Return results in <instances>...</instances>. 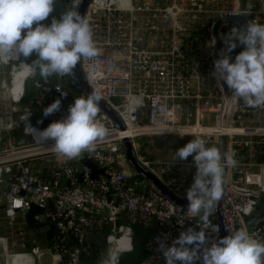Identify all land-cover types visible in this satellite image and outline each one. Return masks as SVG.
Wrapping results in <instances>:
<instances>
[{
  "label": "built area",
  "instance_id": "2783aa9c",
  "mask_svg": "<svg viewBox=\"0 0 264 264\" xmlns=\"http://www.w3.org/2000/svg\"><path fill=\"white\" fill-rule=\"evenodd\" d=\"M62 1L65 6L72 5V0ZM81 3L82 0L78 8ZM241 15H245L246 23L264 24V0H247L245 10L242 0H90L84 17L90 23L100 54L82 60L80 68L90 88L116 113L124 130H118L99 108L96 123L106 130V135L93 151H85L71 160L57 155L51 166L40 169L26 162L0 166V194L4 190L6 217L12 220L20 213L27 226L24 217L33 204L41 208L34 221L48 223L41 237L46 240V232L52 231L46 244L34 243L15 254L9 250L8 237H0L4 264H14L16 256L30 258L20 259V264H42L45 256L50 257V264H86L95 249L89 235L100 236L108 231L106 259L114 241L124 238V243L116 246L122 254L128 253L132 250L135 228L147 229L153 225L154 234L144 244L147 256L141 264H166L158 250L157 238L171 246L188 229L187 223L197 231L201 229L199 217L187 212L189 202L175 204L165 198L126 162L124 139L131 142L135 158L145 170L175 198L187 200L186 191L196 172L193 159L151 160L141 154L136 143L137 138L158 135L176 136L180 140L200 137L206 140V146L216 147L222 154L227 152L237 161L235 167L225 168L221 224L214 218L215 209L209 217L211 225L219 231L213 232L211 226L204 229L206 244L202 248L219 241L221 229L226 236L246 229L254 239L264 243V221L252 231L245 225L246 216L258 204L254 194L264 193V108H249L242 100L232 97L224 123L226 101L213 75L212 28L226 17ZM52 16L53 12L42 23H49ZM234 27L231 23L219 26L222 40ZM199 31H205L200 35L201 41L205 38L212 41L207 58L196 54L198 46L194 53L188 54L187 41L192 32ZM234 53L235 49L228 54L233 61ZM0 62L4 63L1 59ZM22 64L25 63H18L11 70L7 87L9 97L19 103L24 83L14 89L13 75ZM29 71L31 76H36L30 66ZM74 77V72L57 76L53 90L58 97L46 102L38 100L31 109L25 108L22 127L28 113L27 124L37 108L44 109L56 99L61 100L60 110L49 115L47 123H41L37 130L66 117L75 99L86 98L88 95L80 90L71 95L70 89L61 84L65 80L74 85ZM62 92L67 95H61ZM15 149L1 150L0 155ZM51 151L54 149L44 153ZM82 158L89 159L103 173L92 177L91 169L79 163ZM197 263L202 264V259Z\"/></svg>",
  "mask_w": 264,
  "mask_h": 264
},
{
  "label": "clouds",
  "instance_id": "9594fccd",
  "mask_svg": "<svg viewBox=\"0 0 264 264\" xmlns=\"http://www.w3.org/2000/svg\"><path fill=\"white\" fill-rule=\"evenodd\" d=\"M54 2L0 0V58L26 60L35 55L32 70L43 80L72 75L78 63L100 54L89 21L77 11L80 0H72L70 9L60 19L53 17L50 24L42 23L53 12ZM223 39L225 48L222 58L214 61L213 75L245 106L264 108V24L248 21L242 28L234 27ZM238 44L243 45L244 50L230 62L228 54ZM101 100L102 96L92 91L86 98L75 99L66 117L43 130L33 128L30 123L26 126L35 140L51 141L57 155L69 160L78 158L85 151H93L106 135V130L96 123ZM60 108L61 100L56 99L44 108L43 115L47 117ZM29 116L30 113L23 120L28 121ZM190 156L196 172L186 191L187 212L199 217L201 230L182 231L171 246L157 238L158 250L166 264H195L201 259L202 264H264V243L254 239L246 229L235 230L210 247L202 248L206 244L204 229L211 226L213 232L219 231L217 226L211 225L209 216L223 199L225 168L235 167L237 161L227 152L222 154L216 147L206 146V140L200 137L191 139L174 154L175 160L180 161ZM121 254L119 249H109L102 264H119Z\"/></svg>",
  "mask_w": 264,
  "mask_h": 264
},
{
  "label": "water",
  "instance_id": "95a60500",
  "mask_svg": "<svg viewBox=\"0 0 264 264\" xmlns=\"http://www.w3.org/2000/svg\"><path fill=\"white\" fill-rule=\"evenodd\" d=\"M89 2H90V0H82V3L77 10V11H79V13L82 16H84L85 10H86ZM70 7L71 6H65L63 4L62 0H55L54 5H53L54 10H53L52 18L55 17L56 19H60L61 15L66 10L70 9ZM246 7H247V0H242L243 10H245ZM52 18H51V20H52ZM51 20L46 25L50 24ZM222 23H231L236 28L239 29V28H242L243 26L246 25V17H245V15L226 17L222 21H218L213 26L211 33H212V36L215 40V46H214L215 60L222 58V50L224 49L223 40H222V38L218 32L219 26ZM33 27H35V25H33ZM240 47L243 51L244 46L240 45ZM230 62H234V61L231 60ZM74 74H75V77H74L75 84L74 85L69 84L65 80H61V84L64 87H68L70 89L71 95H73L72 89L75 90L76 92H77V90H80L81 92H83L87 95L89 93H91L93 90L90 88V86L88 85L84 75L82 74L79 63L77 64L76 68L74 69ZM217 82H218L220 88H221V86H223V90L222 89L221 90H222L223 96H224L225 101H226V107H225V112H224V123H225V117H226L227 109H228L229 103L231 101V98L233 96V93L231 90L228 89L227 85L223 81L217 79ZM56 83H57V79L55 76L50 77L47 80H43L39 77L38 74H36V76H31L30 78L26 79L24 82V94L22 97V104L26 108L31 109L33 107V102H36L38 100H42V101L46 102L51 97L57 98L58 94L55 93L53 90V87L56 85ZM63 89H66V88H63ZM42 90H47L46 94L43 97H41V94H40V91H42ZM99 108L113 121V123L115 124V126L118 130H120V131L124 130V126L121 123L118 116L116 115V113L102 100L100 102ZM43 110L44 109H42V108H37L31 115L30 123L33 126V128H35V129H37L39 127V125L41 124V123H38V121H42V122L47 121L48 116L44 117ZM48 144L52 145V142H49ZM37 146H40V145L31 144L28 146H21V147L16 148L15 151H22L24 149L35 148ZM122 147L124 150V154H125V158H126V162H127L128 166L133 171H135L139 177H141L144 180H147L165 198L171 200L173 203H175V204H187L188 203V200H180V199L175 198L170 192H168L164 188V186L161 184V182H159L157 180L156 177H154L152 174H150L147 170H145L137 162L135 155H134L132 144L128 139H124L122 141ZM53 156H57L55 151H51L48 153H42V154H35L32 156H28V157H23V158H20L19 160H14L11 162H7L5 164H1L0 166L12 165V164H16L18 162L19 163H25V162H29V161H33V160H37V159H42V158H46V157H53ZM79 163L81 165L91 169L92 177H95L99 173H101V174L103 173V171L98 170L97 167L89 159L82 158L79 160ZM254 196L258 199V204L256 205L253 212H251L245 218V225L249 231L254 230V228L259 223L264 221V193H257V194H254ZM39 212H41V208L32 204L30 206L29 210L26 212L24 220H25L26 225L33 226L35 229H43L44 230L45 228L48 227V223L38 224L33 219V217L36 214H38ZM214 218H216L217 221L221 224L220 202L215 208ZM186 227L192 228L193 230L197 231V229L194 226H192L191 223H187ZM51 237H52V231L48 230L46 232L47 241H50ZM107 237H108V231H104L100 236L95 234V233H92L89 235L88 238L94 247H96L98 249H103L106 246V238ZM224 237H226V235L223 232V229H221L220 239H222ZM128 264H136V263H128Z\"/></svg>",
  "mask_w": 264,
  "mask_h": 264
},
{
  "label": "rangeland",
  "instance_id": "374dc122",
  "mask_svg": "<svg viewBox=\"0 0 264 264\" xmlns=\"http://www.w3.org/2000/svg\"><path fill=\"white\" fill-rule=\"evenodd\" d=\"M211 44L212 41L209 38L203 39L198 44L196 54L200 55L202 58H207L212 51ZM34 59H36L35 55L26 60L24 58L17 60L14 57L6 58L5 61L1 59L4 63L0 62V151L9 149L10 147L17 148L34 143L31 136L28 135L27 130L22 127L21 124L22 116L25 111L22 102L19 103L11 99L7 90L10 84V73L13 67H17L18 63H25L22 64L20 69L13 75L15 89H17L20 87V80H23L24 77L30 74L29 66L32 67V61ZM72 93L73 96H75L77 92L72 89ZM189 141V139L180 140L176 136L164 135L148 138L140 137L136 139V143L140 146L139 149L141 154L145 155L148 159L173 162L180 161L175 160V151L185 146ZM55 157L56 156L49 157L47 160L45 158L37 159L30 165L38 169L42 166L49 167L53 164ZM4 207V198L0 197V237H8L9 250L11 253H20L23 249H28L33 246L34 243L43 245V242L40 243V240H43V236L41 237L42 231H44L43 229H35L33 226L29 225L24 226L22 214L20 213L12 220L8 219L4 213ZM2 258V254L0 253V264H4ZM132 258H134L133 254H121L120 262H127ZM15 259L14 264H20V262ZM41 263L50 264V257L45 256Z\"/></svg>",
  "mask_w": 264,
  "mask_h": 264
},
{
  "label": "trees",
  "instance_id": "16d2710c",
  "mask_svg": "<svg viewBox=\"0 0 264 264\" xmlns=\"http://www.w3.org/2000/svg\"><path fill=\"white\" fill-rule=\"evenodd\" d=\"M207 31V30H206ZM205 32V31H199V32H192L190 39L187 41V49H188V54H192L195 52L197 49L198 44L200 43V35ZM224 38V37H223ZM224 41V39H223ZM242 51L240 45L238 44L237 48L235 49L234 57L238 55ZM23 105V104H22ZM24 106V105H23ZM24 108H26L24 106ZM47 122L44 121L42 122L43 125H45ZM191 156L187 159V161L191 160ZM36 161V160H35ZM33 161L26 162V164H31ZM154 225L151 226L150 228L147 229H140L138 227L135 228L132 236V252L130 254H133L132 259L134 260L136 264H141L145 259H146V252L144 250V244L147 239H149L153 234H154ZM30 245V244H28ZM106 254L105 248L103 249H98L95 247L93 255L91 259L87 262L86 264H99L102 262ZM200 264V263H197Z\"/></svg>",
  "mask_w": 264,
  "mask_h": 264
},
{
  "label": "bare ground",
  "instance_id": "6f19581e",
  "mask_svg": "<svg viewBox=\"0 0 264 264\" xmlns=\"http://www.w3.org/2000/svg\"><path fill=\"white\" fill-rule=\"evenodd\" d=\"M0 59H3V60H5L4 58H0ZM31 77V75H28V76H26V77H24V79H23V83H24V81L26 80V79H28V78H30ZM13 83H14V78H13ZM14 89H15V85H14ZM21 117V116H20ZM26 122L23 120V126L24 127H27L26 126ZM19 126V125H18ZM10 130V129H9ZM28 133L30 134V135H32V131H29L28 130ZM32 137H33V135H32ZM114 138V137H113ZM37 141V140H36ZM37 143H38V145H40V146H37V147H35V148H28V149H24V150H22V151H12V152H9V153H6V154H2V155H0V164H2V163H6V162H11V161H14V160H19L20 158H23V157H26V156H31V155H35V154H42V153H44V152H47V151H50V150H53L54 149V147H53V144L52 145H49L48 143L46 144V143H40L39 141H37ZM55 151V150H54ZM124 241H125V239L123 238V239H121V240H119V241H114L113 243H114V245H112L111 247H110V249L111 248H116L117 249V244H119V243H121L122 242V244L124 243ZM18 258H23V260H30V258L28 257V256H17L16 257V261H18L19 262V260H18Z\"/></svg>",
  "mask_w": 264,
  "mask_h": 264
},
{
  "label": "crops",
  "instance_id": "0c3cea01",
  "mask_svg": "<svg viewBox=\"0 0 264 264\" xmlns=\"http://www.w3.org/2000/svg\"><path fill=\"white\" fill-rule=\"evenodd\" d=\"M5 61V60H4ZM29 75H31V73L29 74ZM20 77V76H19ZM53 77V76H52ZM56 78H57V76H55ZM22 82H23V80L21 79L20 80V86H21V84H22ZM46 90H42V91H40V94H41V97H43L45 94H46ZM35 104V102H33V105ZM185 162H188L187 160L185 161ZM43 167V166H42ZM41 167V168H42ZM45 167V166H44ZM3 196H4V190H2L1 191V194H0V197H2L3 198ZM47 240V239H46ZM46 240H40V243H42L43 242V244H46ZM39 243V242H38ZM1 253V252H0ZM21 258H18V260H20ZM23 259V258H22Z\"/></svg>",
  "mask_w": 264,
  "mask_h": 264
},
{
  "label": "flooded vegetation",
  "instance_id": "af4514ba",
  "mask_svg": "<svg viewBox=\"0 0 264 264\" xmlns=\"http://www.w3.org/2000/svg\"><path fill=\"white\" fill-rule=\"evenodd\" d=\"M130 252H132V250ZM130 252H128V253H130ZM128 263H135V261L134 260H128L127 262H124V261L123 262H120L119 261V264H128Z\"/></svg>",
  "mask_w": 264,
  "mask_h": 264
}]
</instances>
